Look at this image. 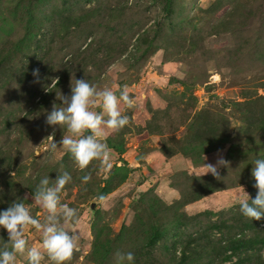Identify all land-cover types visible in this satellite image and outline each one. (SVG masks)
Here are the masks:
<instances>
[{
    "label": "rangeland",
    "instance_id": "374dc122",
    "mask_svg": "<svg viewBox=\"0 0 264 264\" xmlns=\"http://www.w3.org/2000/svg\"><path fill=\"white\" fill-rule=\"evenodd\" d=\"M74 77L134 99L121 103L127 126H103L110 167L82 171L62 146L50 149L53 128L54 142L68 133L47 115ZM257 158L264 0H0V210L22 200L43 223L39 180L69 172L59 195L78 218L67 264H115L117 252L133 264H264V218L236 203L257 194ZM42 236L25 229L29 247L42 249ZM7 239L0 228V248Z\"/></svg>",
    "mask_w": 264,
    "mask_h": 264
},
{
    "label": "clouds",
    "instance_id": "9594fccd",
    "mask_svg": "<svg viewBox=\"0 0 264 264\" xmlns=\"http://www.w3.org/2000/svg\"><path fill=\"white\" fill-rule=\"evenodd\" d=\"M38 73L37 69L33 74ZM74 79L75 85L71 83V95H60L62 106H53L47 115L46 123L49 126H59L68 133L57 143L54 142L53 128L49 136L52 138L50 149L54 151L62 146L65 153L72 155L82 171L95 160L110 167L108 145L101 139L103 126L116 131L127 126L129 117L122 114L121 103L126 109H132L135 106L134 99L127 91H120L117 96L110 88L99 89L86 79ZM93 105H98L101 111L92 110ZM225 163L223 159L218 161V164ZM206 167V173L219 177L216 165L206 164ZM251 175L255 181L253 187L257 189L255 198H250L244 191V195L237 194L236 203L244 217L258 221L264 218V158L255 159ZM90 179V175H85L83 182L87 183ZM71 180V174L66 171L55 180H51L49 176L39 180L34 199L47 213L43 223L22 200L14 201L6 210H0V228L5 229L8 234V243L0 248V264H15L17 255L25 253L27 264H42L46 259L48 264H67L77 246V234L70 231V226L77 220L78 213L75 208L62 204L59 194ZM103 198L100 197L101 200ZM28 226L43 233L42 249L29 247L25 238V229ZM134 260L132 252H117L115 264H133ZM230 264H236L235 257Z\"/></svg>",
    "mask_w": 264,
    "mask_h": 264
},
{
    "label": "trees",
    "instance_id": "16d2710c",
    "mask_svg": "<svg viewBox=\"0 0 264 264\" xmlns=\"http://www.w3.org/2000/svg\"><path fill=\"white\" fill-rule=\"evenodd\" d=\"M156 241H157V238H154V237H153V238H152V245H151V247H153V246L157 243ZM241 247H242V246L239 245V246H236L235 249L237 250V249H239V248H241Z\"/></svg>",
    "mask_w": 264,
    "mask_h": 264
},
{
    "label": "built area",
    "instance_id": "2783aa9c",
    "mask_svg": "<svg viewBox=\"0 0 264 264\" xmlns=\"http://www.w3.org/2000/svg\"><path fill=\"white\" fill-rule=\"evenodd\" d=\"M261 227H264V220L261 222Z\"/></svg>",
    "mask_w": 264,
    "mask_h": 264
}]
</instances>
